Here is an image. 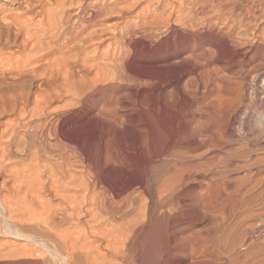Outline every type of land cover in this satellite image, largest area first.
<instances>
[{"label": "bare ground", "instance_id": "6f19581e", "mask_svg": "<svg viewBox=\"0 0 264 264\" xmlns=\"http://www.w3.org/2000/svg\"><path fill=\"white\" fill-rule=\"evenodd\" d=\"M90 1L0 0V264H264V0Z\"/></svg>", "mask_w": 264, "mask_h": 264}, {"label": "rangeland", "instance_id": "374dc122", "mask_svg": "<svg viewBox=\"0 0 264 264\" xmlns=\"http://www.w3.org/2000/svg\"><path fill=\"white\" fill-rule=\"evenodd\" d=\"M89 1H90V0H89ZM92 1H93V0H91L90 2H92ZM149 1H150V3H149ZM147 2H148L149 4H148ZM152 2H153V0L144 1V3L142 2V3L139 4L138 9H139V10H141V9L143 10V9L145 8V6H146V7H149L148 5H150ZM141 5H142V6H141ZM142 7H143V8H142ZM140 8H141V9H140ZM7 51L11 52V51H13V50H11V49H7V50H6V53H4L5 50H3V51H2V52H3L2 54H3V55H4V54H7V56H8L9 52H7ZM11 53H12V52H11ZM13 53H15V54H13ZM13 53H12V54H13L14 56L12 55L13 57H11V58H13V59H11V60L15 61V60L21 58V56L18 55V53L14 52V51H13ZM2 54L0 55V61L3 60L4 62L2 61V63H4V64H2V65H3V66L6 65L5 69H6V68L9 69L10 67H8V65L10 64L9 66H11L12 63H9V64L6 63V61H5L6 59H5V58H6L7 56L4 58L5 55L3 56ZM16 54H17V55H16ZM2 56H3V57H2ZM19 56H20V57H19ZM2 58H4V59H2ZM59 105H60V104H59ZM7 118H8V119H7ZM9 119H10L9 116H4V117H2L1 121H2V122H4V121H5V122H7V121L9 122V121L12 120V122H13L14 117H11L10 120H9ZM12 122H9V123H12ZM3 144H4V143H3ZM7 162H9V161H5V163H7ZM11 162H12V161H11ZM22 165H23V164H22ZM15 167H16L15 169H17V167L19 168L20 166L17 164V166H15Z\"/></svg>", "mask_w": 264, "mask_h": 264}]
</instances>
